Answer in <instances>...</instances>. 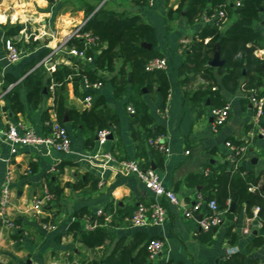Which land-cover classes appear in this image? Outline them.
I'll use <instances>...</instances> for the list:
<instances>
[{
  "label": "crops",
  "instance_id": "obj_1",
  "mask_svg": "<svg viewBox=\"0 0 264 264\" xmlns=\"http://www.w3.org/2000/svg\"><path fill=\"white\" fill-rule=\"evenodd\" d=\"M179 1L150 0L148 5L135 6L131 0H57L54 3L0 0V185L10 172L9 217L18 226L16 229L0 227V264H104L106 258L117 257L123 248L129 250L128 259L132 262L143 257L144 244L152 238L162 239L164 246L153 260L148 259L147 264H264V229L254 217L258 212L256 207L253 217L247 216L245 206L240 208L238 215H223L209 242L202 241L204 231L197 224L201 214L189 216L185 213L192 208L202 188L197 176L203 175L208 165L216 168L220 164H231L228 161L231 140L236 141L235 145L245 147L239 165L257 176V186L264 190V138L255 129L249 93L242 87L244 69L236 88H230V84L221 86V96L229 105L228 117L222 125L214 127L210 113L213 107L209 100L201 109L193 106L192 91L203 87L206 81L199 75L188 81L182 80L179 68L185 60V46L204 18L189 24L182 12L167 19L168 8L176 9ZM99 8L123 17L136 16L139 22L153 27L154 45L147 41L141 45L147 43L150 47L142 46L153 48L167 61L169 93L163 106L167 108L166 115L161 113V96L156 86L142 87L136 93L129 82L117 95L108 81L115 72H100L104 82L101 81L98 88L85 89L84 77L76 86L72 82H66L64 86L66 111L61 124L71 138L69 153L45 145H19L16 153L11 154L10 143L4 135L9 124L23 121L43 135L48 132L46 121L57 120L52 108L53 88L49 87L50 93H45L41 103L33 106L27 102L22 79L48 56L50 59L42 64L46 70L54 69L58 63L69 64L75 60L76 57L65 50V43ZM234 19V16L226 19L222 31ZM17 24L22 25L19 34L5 38L2 26ZM254 28L260 33L254 54L264 60V16ZM9 38L18 48L20 40L28 45L26 52L14 63L7 60L5 43ZM39 56L41 59L30 66ZM76 59L85 64L92 63ZM211 67L217 82L221 83L222 76L216 72L218 67ZM11 90H17L24 104L22 112L13 111L8 98ZM87 94L92 96L90 105L84 101ZM133 95L147 106L151 122L143 124L141 118L133 119L134 113L127 110L132 106L129 100ZM98 99L101 110L109 108L118 118V124L110 128L113 138L107 139L102 147L115 157L114 161L93 157L98 147L96 135L91 134L92 130L85 122L74 123L71 119L74 111L82 112ZM156 132L164 136L168 153L149 143L153 136L148 135ZM128 159L137 160L143 168L146 165L155 169L164 187L172 190L179 200L176 205L160 199L166 210V219L160 226L135 227L130 223L135 206L150 202L153 195L121 165V160ZM191 175L194 179H189ZM45 188L54 199L43 205L40 221L49 222L52 229L43 228L31 209V202L42 196ZM231 204L228 211L234 213L235 206L234 211H230ZM81 210L88 211L95 219L104 217L99 226L106 238L101 244L89 246L69 229ZM97 210H102L103 214L98 215ZM95 219L83 215L78 219L80 229L92 231L98 225L90 228L85 223H97ZM244 228H248V232H244ZM258 237L263 239L259 245L255 243Z\"/></svg>",
  "mask_w": 264,
  "mask_h": 264
},
{
  "label": "trees",
  "instance_id": "obj_2",
  "mask_svg": "<svg viewBox=\"0 0 264 264\" xmlns=\"http://www.w3.org/2000/svg\"><path fill=\"white\" fill-rule=\"evenodd\" d=\"M47 1L54 3L57 0ZM149 1L131 0V3L135 6H145L149 4ZM164 1L167 3L168 0ZM236 1L239 5L235 4ZM182 12L189 24L199 22L205 17L210 18V21L202 22L199 30L186 44L185 60L179 68V74L183 76L182 80L188 81L190 77L199 75L206 81L203 87L192 91L190 100L193 106H200L201 109L206 100H209L212 107L226 105L220 93L221 86L228 87L230 84V88H236L239 85L238 80L243 69L245 70V80L242 87L249 93L248 96L251 94V90H254L253 94L256 97L264 98V60L254 54L256 42L260 37L259 31L254 28V25L264 16V0H180L176 9L168 8L167 19H171L173 15H180ZM220 12L223 13V17L218 16ZM231 16H234L235 19L222 31L221 27L225 25V20ZM2 27L5 38L17 36L22 29L20 24ZM81 31L88 33L93 38V42L88 44L86 49L87 55L92 57V63L85 64L75 58L69 64H56L51 70H46L42 63L22 79L29 104L39 105L44 94L50 93L49 87L53 85L54 104L52 108L56 113L57 120L61 123L66 111L63 96L66 82H72L76 86L82 77H85L89 82H104L100 72L111 71L115 73L108 81L114 87L117 95L125 90L129 82L133 85V90L136 93L142 87L150 89L156 86L161 96V107L164 106L169 93V80L166 71L162 69L146 71L144 69L145 63L150 58L161 57L153 48L147 49L141 45L144 41L154 45L152 26L139 22V18L136 16L123 17L116 12L99 8L90 15ZM10 38L9 40L12 41ZM18 46L20 51L23 48L22 55L28 49L24 40H20ZM215 46H218L220 57L224 60L223 65L216 69V72L222 76L221 83L217 82L214 69L209 65ZM73 47L84 48L85 40L74 35L71 36L64 48L68 50ZM41 57L31 61L30 66L36 64ZM8 98L13 111H23L24 104L20 100L17 90H11ZM130 101L134 108L135 117L133 119L138 121L141 118L143 124L151 122V117L147 114V106L134 95ZM99 103L98 99L90 108L82 112L74 111L71 114L72 121L74 123L85 122L91 128L92 135L93 133L96 135L99 129H110L118 124L117 115L109 108L101 110ZM261 125L264 127V122ZM159 134L161 132L148 136L155 137ZM231 143L237 144L234 140H231ZM241 159L242 155L238 154L230 165L220 164L216 168L208 165L207 171L203 175L197 176L198 183L202 185L197 194H200L204 199L201 209H206L208 202L214 200L221 210H226L224 216L238 215L240 208L245 206L247 216L253 217L255 215L253 208L258 207V212L254 217L264 229V190L257 186V176L239 165ZM144 167L148 168L146 165ZM189 179H194V175L189 176ZM229 203L234 204V213L228 211ZM83 215H86L90 220L95 219L94 215L89 214L88 211L81 210L76 213L77 219L70 224L69 229L73 230L75 235H79L82 241L89 246L101 244L106 238L103 228L99 226V224H103L104 217L95 219L98 226L92 231H84L80 229L78 220ZM217 226L203 232V242L210 241L211 234ZM262 241V237H258L255 243L259 245ZM147 242L144 244L143 257L140 259L135 258L129 262V250L123 248L117 257L110 255L103 262L104 264H147L149 259L146 249Z\"/></svg>",
  "mask_w": 264,
  "mask_h": 264
},
{
  "label": "built area",
  "instance_id": "obj_3",
  "mask_svg": "<svg viewBox=\"0 0 264 264\" xmlns=\"http://www.w3.org/2000/svg\"><path fill=\"white\" fill-rule=\"evenodd\" d=\"M239 5L238 1L235 3ZM219 17H223V13H218ZM205 22L210 21V18H204ZM77 36L85 40V47L82 49L70 48L67 53L70 56L85 59L87 61H92V57L88 56L86 53L87 45L93 42V38L89 36L88 33L82 32L80 27L77 28L71 36ZM7 49V60L8 63H14L18 61L22 53L18 47H16L10 40L6 43ZM50 57L43 59V63H47ZM167 68V61L164 57H153L150 58L144 65L146 71H153L157 69L165 70ZM84 88H98L101 86V82H89L85 77L83 78ZM53 88V85L50 86ZM254 90H251L249 95L250 103L253 107V123L256 126L255 129L261 137L264 138V127L261 125L262 118L264 116V98L256 97L253 94ZM84 101L87 105H90L92 101V96L87 94L84 97ZM127 110L130 113H134V108L128 106ZM162 115L165 116L167 113V108L163 107L161 111ZM213 117L214 127L222 125L229 113V105H224L222 107H213L210 110ZM48 127V132L46 134H38L31 127L26 125L23 121H17L8 125L7 129L4 131V135L7 141L10 143V153L14 154L17 151L19 145H45L56 151L69 153L71 150V138L67 129L56 119L46 121ZM111 133L110 129H99L96 132L98 147L93 157H103L106 161H114L115 157L102 150V147L107 142L108 135ZM253 134V132L251 133ZM149 143L157 150L161 152L168 153L169 148L165 145L164 136L157 135L149 139ZM229 155L228 161L234 162L235 156L238 154H243L245 147L240 145H235L228 143ZM121 165L125 167L129 172L133 173L139 181L148 189L152 195L153 199L150 202L138 203L130 216V223L135 227H145V226H160L164 223L166 219V210L160 199L164 198L171 204H179V200L175 193L164 187L160 175L152 168H143L140 166L137 160H121ZM11 173L8 172L4 178V181L0 185V227L7 229H16L18 226L9 217V207L11 205L12 199V189H11ZM54 199L53 194L45 188L43 194L40 197H35L31 202V209L36 220L40 221V213L43 205L50 203ZM204 199L200 194L195 197L194 204L192 208L186 211V215L193 216L196 213H200V218L197 220L198 227L202 231H208L210 228L217 226L221 223L225 210H221L216 201L210 200L207 204L206 209H201ZM258 210V207H256ZM97 214H103L102 210H97ZM87 227L93 228L97 223H85ZM40 225L45 229H52L53 225L49 222L40 221ZM244 232H248V228L243 229ZM164 246V242L159 238H152L147 242L146 249L148 252L149 259L153 260L159 253H161Z\"/></svg>",
  "mask_w": 264,
  "mask_h": 264
},
{
  "label": "water",
  "instance_id": "obj_4",
  "mask_svg": "<svg viewBox=\"0 0 264 264\" xmlns=\"http://www.w3.org/2000/svg\"><path fill=\"white\" fill-rule=\"evenodd\" d=\"M142 45L145 47H150L147 43H143ZM223 63H224V61L220 58L219 48H218V46H215L214 55H213V58L209 61V65L214 66V67L215 66L218 67V66L222 65ZM112 138H113V135H112V133H110L108 135V139H112ZM230 211H234V204L233 203L230 206ZM197 218L199 219L200 215H198Z\"/></svg>",
  "mask_w": 264,
  "mask_h": 264
}]
</instances>
